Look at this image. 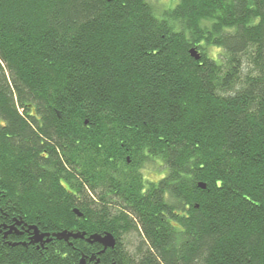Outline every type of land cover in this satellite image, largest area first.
<instances>
[{"label": "trees", "instance_id": "1", "mask_svg": "<svg viewBox=\"0 0 264 264\" xmlns=\"http://www.w3.org/2000/svg\"><path fill=\"white\" fill-rule=\"evenodd\" d=\"M0 210L116 241L0 264H264V0H0Z\"/></svg>", "mask_w": 264, "mask_h": 264}, {"label": "water", "instance_id": "2", "mask_svg": "<svg viewBox=\"0 0 264 264\" xmlns=\"http://www.w3.org/2000/svg\"><path fill=\"white\" fill-rule=\"evenodd\" d=\"M190 55L195 60H199V56L195 50H191ZM199 188L205 189V186L200 184ZM73 213L78 218L82 217V214H80L76 209L73 211ZM14 230L15 228L11 227L9 231L5 234V236L10 235L12 231ZM29 230L33 231V235H32L31 242H30L31 244L42 243L43 237L49 238L50 236H52L51 239H56L58 241H64L66 243L69 242V240H83L85 241V243H88V244L100 245L102 247V251L98 253V255L103 254L107 249H113L116 245V241L110 233H105L103 235L94 234V235H90L86 237V233H81L79 231H75V232L61 231L53 235H49V234L43 235L39 233L36 227H30ZM79 264H99V260L96 259V257L94 256H92L88 260H86L85 257H82L79 261Z\"/></svg>", "mask_w": 264, "mask_h": 264}, {"label": "flooded vegetation", "instance_id": "3", "mask_svg": "<svg viewBox=\"0 0 264 264\" xmlns=\"http://www.w3.org/2000/svg\"><path fill=\"white\" fill-rule=\"evenodd\" d=\"M43 153H45V151ZM0 214L3 215V212L1 210H0ZM3 216L6 217L5 214ZM5 219H3V221H5ZM11 227H14L15 230L12 231L10 235L5 236V234L9 231ZM30 227L31 226H28L22 221L16 219H12L10 224L0 223V238L3 241V243L7 244L8 246L16 247L20 245L23 246L24 248L30 246V247H34L39 254L43 253L44 255L48 251V247L53 244L54 239H51L52 236H50L49 238L43 237L42 243L31 244L30 242L33 235V231L29 230ZM43 235H48V234L46 232H43ZM49 235H53V234H49ZM74 241L77 242V240H69V242H67L68 246L72 245V242Z\"/></svg>", "mask_w": 264, "mask_h": 264}, {"label": "rangeland", "instance_id": "4", "mask_svg": "<svg viewBox=\"0 0 264 264\" xmlns=\"http://www.w3.org/2000/svg\"><path fill=\"white\" fill-rule=\"evenodd\" d=\"M155 8L156 14L157 15H161L162 12L165 10H169L171 8L174 7V5L176 4V0H148ZM210 52H212V55H216V51L211 50ZM245 66V65H244ZM160 170V166H158V164H153V165H148L146 167V169L144 170V176L146 179H148L149 181H158V178L161 175H164V172L158 173V171ZM161 171V170H160ZM123 241L125 243L126 247H129V249L138 241V239L136 240V238H134V234L132 233L129 236H123ZM133 244V245H132ZM131 250V249H130Z\"/></svg>", "mask_w": 264, "mask_h": 264}]
</instances>
